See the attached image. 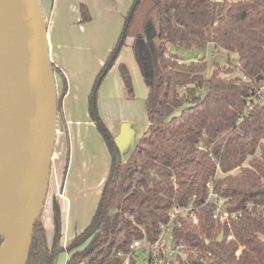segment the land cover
Masks as SVG:
<instances>
[{
    "label": "trees",
    "instance_id": "obj_1",
    "mask_svg": "<svg viewBox=\"0 0 264 264\" xmlns=\"http://www.w3.org/2000/svg\"><path fill=\"white\" fill-rule=\"evenodd\" d=\"M81 13L83 21L91 19L84 3ZM129 36L147 78L149 124L118 168L111 147L115 136L104 135L112 154L110 172L91 222L66 246V264H122L119 252L127 253L136 239L157 240L171 210L191 202L198 222L183 216L174 227L186 258L171 264H264V101L257 95L264 83V0H141ZM209 43L236 54L237 63L218 66L207 77L205 57L187 62L174 49ZM52 67L63 84L59 113L68 81L54 62ZM120 73L128 95L134 96L126 63L120 64ZM93 94L91 114L100 128L104 123ZM210 184L235 217L214 218ZM41 215L26 264H55L59 253V221L55 218L50 247ZM129 264L141 263L133 258Z\"/></svg>",
    "mask_w": 264,
    "mask_h": 264
},
{
    "label": "water",
    "instance_id": "obj_2",
    "mask_svg": "<svg viewBox=\"0 0 264 264\" xmlns=\"http://www.w3.org/2000/svg\"><path fill=\"white\" fill-rule=\"evenodd\" d=\"M140 1L134 0L118 46L98 78L94 102ZM0 2V264H26L49 187L59 119L58 90L40 1ZM151 72L149 68L146 73ZM100 128L110 136L104 124ZM111 147L118 168L122 157L117 137ZM223 237L222 231L218 240Z\"/></svg>",
    "mask_w": 264,
    "mask_h": 264
},
{
    "label": "rangeland",
    "instance_id": "obj_3",
    "mask_svg": "<svg viewBox=\"0 0 264 264\" xmlns=\"http://www.w3.org/2000/svg\"><path fill=\"white\" fill-rule=\"evenodd\" d=\"M79 1L81 0H66L65 5L68 2H73L79 7L81 4L78 5ZM133 2L134 0H124L123 8L127 5L126 9L130 8ZM46 3V9H50L52 0H48ZM83 3L88 4L85 1ZM87 7L91 16L88 21H83L82 18L78 19V16L72 10L68 12L66 21L63 22L57 16L55 21H53L55 27H61V30L58 31L59 33H62L63 29H65L72 39L69 41V46L65 43L63 50L60 47L57 48L55 56L56 58L60 57L59 61L63 63L60 64V68L68 81V106L82 109L81 115L75 116V119L78 118L82 122L86 119V111L91 110V94L94 93L96 80L110 53L118 44L125 26V21L122 17V13L125 10L118 12L114 10L115 7L107 8L102 4L96 5V8L92 6V9L88 5ZM132 40L133 38L130 36L126 38L118 57L102 79L96 93L99 117L109 132L115 136V139V133L119 132L123 125L127 126L130 124L132 129L134 128V145L129 150V155L149 124L146 109L147 78L139 71L131 46ZM174 49L187 62L205 57L208 61L207 77H210L218 66L228 68L235 65L238 61L236 54L229 53L222 48H215L212 43H209L204 48L186 49L178 47L176 49L175 47ZM63 57L66 59L65 63L62 59ZM101 62L103 63L101 64ZM122 62L126 63L132 76L134 88V96L132 97L128 95L120 73V64ZM54 72L58 83L59 95L63 87L62 79H60L58 72ZM58 115L62 126V112H59ZM100 129L97 125L95 127L90 126V131L86 132L89 133L88 141L94 153L93 158L96 160L91 165V170L89 171V166L86 168L83 165V177L81 178L79 173L76 178H72V185H74L72 189L78 187V190L76 189L78 194L70 197L71 206L68 218V221L70 220L69 224L71 223L70 235H74L75 232L84 229L91 222L102 191L101 185L98 183L102 175H106L111 168V152L104 133ZM99 134L101 137H99ZM59 145H56L58 146L56 148L57 151L61 148ZM85 156L87 157L88 154ZM127 158L126 154L122 155L123 161ZM63 258L64 253L58 256L57 264L63 263ZM140 263L147 264L143 260Z\"/></svg>",
    "mask_w": 264,
    "mask_h": 264
},
{
    "label": "crops",
    "instance_id": "obj_4",
    "mask_svg": "<svg viewBox=\"0 0 264 264\" xmlns=\"http://www.w3.org/2000/svg\"><path fill=\"white\" fill-rule=\"evenodd\" d=\"M39 1L47 19V35L50 57L52 62H54L59 67L60 64L63 63L59 61L60 57L56 58L55 51L59 47L63 50L66 44L69 46V41L72 39L65 29H63L62 33L58 32L59 30H61V27H55V24L53 22L55 21L56 16L58 19L64 22L66 21L68 12L72 10V12H74L76 16H78V19H81V4H83V1H85L86 3H88L87 5L90 6L91 9L92 6H95L96 8V5L102 4L107 8H111V6H113L115 7L114 10L118 12L125 10V12L122 13V17L125 21V16L131 8L130 7L126 9L128 5L123 8L124 0H81L78 3V5L81 3L79 7L73 2H68L65 5L66 0H52V6L50 7V9H46V2H48V0ZM62 59L65 63V57H63ZM102 63L103 62H101V64ZM68 97L69 92L63 98L61 119L63 127L60 125V120L58 119V128L54 149L55 156L52 159L53 168L51 170L49 187L41 215V219L47 232L48 245L50 247H52L54 244L55 218H57L59 221V253L57 255V258L60 254L64 253V258L62 260L63 263L61 264H66L70 256L66 251V246L68 245V243L71 242V240L78 233L82 232L85 229L84 228L80 231L75 232L74 235H70L71 223L69 224L70 220L68 221L69 208L71 206L70 197L76 196L78 194V191H76V189L78 190V187H76V189H72V186L74 187V185H72V178H76L79 173L82 178L83 165H85L86 168H88L89 166L90 171L92 168L91 165L96 161L93 158L94 153L92 152L91 144L88 141L89 133H86L90 131V126L95 127L96 125L95 121L92 118L91 110L89 109L86 111V119L83 122L78 118L75 119L76 115H81L82 109H79L78 107L73 108L72 106H68ZM115 135L117 137L121 157L122 155L126 154L127 158L129 155V150L134 145V128L132 129L130 124H128L127 126L123 125L122 129L119 132L115 133ZM99 137H101L100 134ZM56 145H59L61 147L58 151L56 149L58 146ZM87 154L88 156L86 157L85 155ZM110 157L112 160V154H110ZM109 172L106 175H102L98 183L99 185H101V188L103 187L106 178L108 177L107 175H109ZM57 258L55 260V264H57Z\"/></svg>",
    "mask_w": 264,
    "mask_h": 264
},
{
    "label": "built area",
    "instance_id": "obj_5",
    "mask_svg": "<svg viewBox=\"0 0 264 264\" xmlns=\"http://www.w3.org/2000/svg\"><path fill=\"white\" fill-rule=\"evenodd\" d=\"M246 79V76H244ZM257 95L264 101V83L259 87ZM248 104L251 100L248 99ZM55 153L53 154V157ZM52 157V159H53ZM209 198L208 201H213L216 204L214 211V218L218 219L223 217L229 220L230 217H235V213H229L226 209V199L219 196L213 190V186L209 185ZM195 205L193 202L187 206L174 207L170 214L168 222L161 224V232L157 240L154 242L149 241L146 237L136 239L131 244L127 253L119 252L118 254L123 257L122 264H129L131 259L136 258L139 262L143 260L147 264H171V261L176 260L178 257L185 259L183 246L176 243L174 239V227L181 224V217L190 216L195 223L198 218L195 213Z\"/></svg>",
    "mask_w": 264,
    "mask_h": 264
},
{
    "label": "bare ground",
    "instance_id": "obj_6",
    "mask_svg": "<svg viewBox=\"0 0 264 264\" xmlns=\"http://www.w3.org/2000/svg\"><path fill=\"white\" fill-rule=\"evenodd\" d=\"M2 8V3L0 2V9Z\"/></svg>",
    "mask_w": 264,
    "mask_h": 264
},
{
    "label": "flooded vegetation",
    "instance_id": "obj_7",
    "mask_svg": "<svg viewBox=\"0 0 264 264\" xmlns=\"http://www.w3.org/2000/svg\"><path fill=\"white\" fill-rule=\"evenodd\" d=\"M60 96V94L58 95V97Z\"/></svg>",
    "mask_w": 264,
    "mask_h": 264
}]
</instances>
